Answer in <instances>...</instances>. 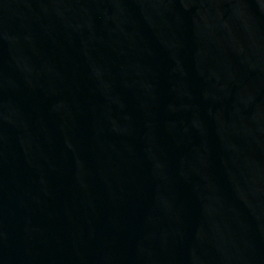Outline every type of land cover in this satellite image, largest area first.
<instances>
[{
    "label": "water",
    "instance_id": "1",
    "mask_svg": "<svg viewBox=\"0 0 264 264\" xmlns=\"http://www.w3.org/2000/svg\"><path fill=\"white\" fill-rule=\"evenodd\" d=\"M0 264H264V0H0Z\"/></svg>",
    "mask_w": 264,
    "mask_h": 264
}]
</instances>
